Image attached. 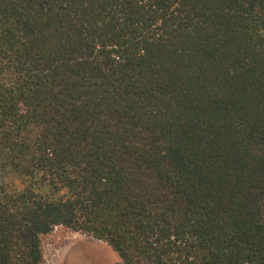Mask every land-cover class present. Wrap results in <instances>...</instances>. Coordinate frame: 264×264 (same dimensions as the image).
I'll use <instances>...</instances> for the list:
<instances>
[{"label": "trees", "instance_id": "trees-1", "mask_svg": "<svg viewBox=\"0 0 264 264\" xmlns=\"http://www.w3.org/2000/svg\"><path fill=\"white\" fill-rule=\"evenodd\" d=\"M55 227L264 264V0H0V264Z\"/></svg>", "mask_w": 264, "mask_h": 264}, {"label": "rangeland", "instance_id": "rangeland-1", "mask_svg": "<svg viewBox=\"0 0 264 264\" xmlns=\"http://www.w3.org/2000/svg\"><path fill=\"white\" fill-rule=\"evenodd\" d=\"M44 264H123L104 243L63 227L42 237Z\"/></svg>", "mask_w": 264, "mask_h": 264}]
</instances>
